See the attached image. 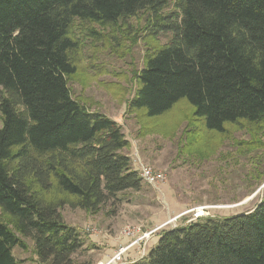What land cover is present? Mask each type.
<instances>
[{"label":"trees","instance_id":"16d2710c","mask_svg":"<svg viewBox=\"0 0 264 264\" xmlns=\"http://www.w3.org/2000/svg\"><path fill=\"white\" fill-rule=\"evenodd\" d=\"M141 12L150 37L170 38L146 49L127 111L160 116L185 99L196 131L264 123V0H0V264H21L26 238L41 264H92L75 258L85 241L61 207L96 213L141 189L122 126L68 85L75 21L115 27ZM157 235L133 264H264V196Z\"/></svg>","mask_w":264,"mask_h":264},{"label":"rangeland","instance_id":"374dc122","mask_svg":"<svg viewBox=\"0 0 264 264\" xmlns=\"http://www.w3.org/2000/svg\"><path fill=\"white\" fill-rule=\"evenodd\" d=\"M147 18L148 14L141 12L115 27L80 21L72 27V37L78 43L71 53L77 66L68 83L72 96L122 126L130 141L123 152L129 155L133 168L137 157L165 175L163 184L155 187L142 181L140 190L118 193L96 213L68 204L61 207L64 222L75 227L85 241L86 249L75 258L92 264H98L104 249H117L126 225L151 229L199 207L204 212L200 217L228 216L250 211L264 196V123L258 127L243 121L226 124L221 135L196 131L199 121L188 122L191 107L185 99L160 116H146L143 109L127 111V101L137 86L134 73L142 68L146 49L170 38V33L150 37L145 30ZM187 124L189 131L183 133ZM45 196L62 197L53 189ZM185 219L194 220L193 212H186L175 224ZM171 225L173 222L163 229ZM153 239L155 236L145 248L146 255ZM24 241L26 248L14 247L13 255L21 264H41L32 241ZM91 244L96 248H89ZM136 251L141 254L140 249Z\"/></svg>","mask_w":264,"mask_h":264},{"label":"built area","instance_id":"2783aa9c","mask_svg":"<svg viewBox=\"0 0 264 264\" xmlns=\"http://www.w3.org/2000/svg\"><path fill=\"white\" fill-rule=\"evenodd\" d=\"M133 160L135 162L134 169L138 172L139 177L144 183L156 187L161 182L165 181V175L161 171L154 170L150 165L144 164L137 157H134ZM202 209L203 208H201V210ZM188 211L193 212V219L199 218L202 215V213L199 212L197 208H193ZM188 211L178 214L175 217L171 218L168 222H164V224L158 225L151 229L144 230L142 225L124 226L121 230V236L126 238V242L119 244L117 249H115L113 254L107 259V261L99 262L98 264H119L123 261L124 256L128 253L129 249L133 247L141 250V254L139 257L141 258L143 255H145V248L151 238L155 236V239L152 240L153 243L157 239V234L161 229H163L164 226L168 224L170 225L171 222H173V225H171V227L176 226L175 223L177 218H180Z\"/></svg>","mask_w":264,"mask_h":264},{"label":"crops","instance_id":"0c3cea01","mask_svg":"<svg viewBox=\"0 0 264 264\" xmlns=\"http://www.w3.org/2000/svg\"><path fill=\"white\" fill-rule=\"evenodd\" d=\"M163 183H164V181L162 182V184ZM162 184H161V186H162ZM161 186H160V188H161ZM187 221L188 220L184 221L183 223H186ZM93 242H95V241H93ZM125 242H126V238L120 236V242H119V244L125 243ZM113 251H114L113 249H108V248L104 249V251L101 252L98 255L101 258L98 257L97 262L99 263V262H105V261H107V259L113 254ZM139 257H140V255H138V253L136 251V248L133 247V248L129 249L128 253L124 256L123 261L121 263H119V264H133V262H135L136 260H138Z\"/></svg>","mask_w":264,"mask_h":264},{"label":"bare ground","instance_id":"6f19581e","mask_svg":"<svg viewBox=\"0 0 264 264\" xmlns=\"http://www.w3.org/2000/svg\"><path fill=\"white\" fill-rule=\"evenodd\" d=\"M201 208H202V207H199L198 210H199V212L203 213V211L201 210ZM201 213H200V214H201Z\"/></svg>","mask_w":264,"mask_h":264}]
</instances>
